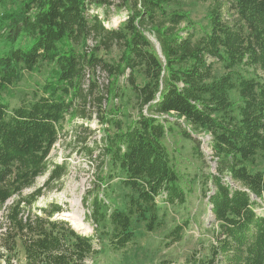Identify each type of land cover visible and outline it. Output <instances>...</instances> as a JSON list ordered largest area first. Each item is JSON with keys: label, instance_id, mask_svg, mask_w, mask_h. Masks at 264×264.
<instances>
[{"label": "trees", "instance_id": "16d2710c", "mask_svg": "<svg viewBox=\"0 0 264 264\" xmlns=\"http://www.w3.org/2000/svg\"><path fill=\"white\" fill-rule=\"evenodd\" d=\"M183 0H0V259L6 264H87L107 241L126 250L139 225L154 233L166 208L184 205L182 177L164 141L184 121V138L210 136L215 172L203 188L214 217L212 239L184 264H264V0H211L207 28ZM171 8V9H170ZM126 11L117 26L91 10ZM108 20V19H107ZM147 33L160 45V53ZM92 42L91 45L89 43ZM118 51L116 57L101 55ZM44 65L51 76L33 101L11 107L3 95ZM221 69V72L218 69ZM98 72L106 74L100 83ZM126 105L136 110L127 120ZM100 126V143L80 144L113 169L126 190L119 204L91 191L83 198L94 234L75 229L58 203L67 163H50L65 123ZM42 187L30 194L38 178ZM106 182V178L102 179ZM207 188V189H206ZM12 201L11 204L9 202ZM186 220L166 247L184 239ZM160 264H171L163 261Z\"/></svg>", "mask_w": 264, "mask_h": 264}, {"label": "rangeland", "instance_id": "374dc122", "mask_svg": "<svg viewBox=\"0 0 264 264\" xmlns=\"http://www.w3.org/2000/svg\"><path fill=\"white\" fill-rule=\"evenodd\" d=\"M211 0H183L182 9L190 11L192 20L197 23L196 35L199 37L207 28L206 14ZM171 9V8H170ZM2 8H0V15ZM91 13H98L101 19H106L108 27L117 26L124 19L126 11L111 10L110 14H105L102 9L91 10ZM1 30V29H0ZM151 41L157 48L155 37L147 33ZM92 42L89 43L91 45ZM4 44L0 43V48ZM101 55L105 58L116 57L118 51ZM219 72L221 69L219 67ZM51 76V67L44 65L35 72L26 73L22 82L13 86L3 95L4 101L11 107H18L34 100L41 85ZM100 83L106 82V74L98 72ZM125 112L127 120L136 117V110L126 105ZM164 118L170 122H164L167 127H172L173 132H169L165 138V145L171 153L177 170L182 177V186L187 193V201L184 205H177L166 208L167 219L163 229L147 233L141 225L136 229L134 242L121 253H114L109 248L107 241L97 243L98 254L92 256L87 264H160L168 261L171 264H184L185 259L195 250L208 244L212 239V225L214 217L210 212L208 197L205 196L203 181L210 172H215L213 153L210 148V136L199 134L194 136L200 140L201 153L197 151V143L182 136L181 130L186 127L183 120L165 115ZM81 120L73 123H65L63 131L60 132L59 142L55 145L50 154V163H67L68 173L62 180V184L57 189L45 190V194L38 201L39 207H45L48 203H58L65 212L64 218L74 227L84 234H94V224L89 221L87 208L83 205V198L91 191L93 195L104 197L107 192L111 201L119 204L125 189L120 184L119 178H111L113 169L109 163L103 166V156H100V146H97L94 155L90 158L80 144L81 139H86L87 145L94 147L96 141L100 143L102 133L96 121L87 124L92 132L83 128ZM264 165V163H262ZM106 178V182L102 179ZM48 175L38 178L35 186L28 189L25 194H30L37 188L42 187ZM207 189V188H206ZM256 208L259 214L264 215V201ZM12 201L9 202L11 204ZM0 213V222L2 219ZM189 220V226L185 228L184 239L178 243L166 247L165 235L174 227L184 221ZM73 223V224H72ZM75 228V227H74ZM0 264H6L0 259ZM13 264H18L14 261Z\"/></svg>", "mask_w": 264, "mask_h": 264}, {"label": "water", "instance_id": "95a60500", "mask_svg": "<svg viewBox=\"0 0 264 264\" xmlns=\"http://www.w3.org/2000/svg\"><path fill=\"white\" fill-rule=\"evenodd\" d=\"M157 50H158V52L160 53V45L159 44H157ZM210 212H211V208H210ZM63 217H65L64 215H63Z\"/></svg>", "mask_w": 264, "mask_h": 264}, {"label": "bare ground", "instance_id": "6f19581e", "mask_svg": "<svg viewBox=\"0 0 264 264\" xmlns=\"http://www.w3.org/2000/svg\"><path fill=\"white\" fill-rule=\"evenodd\" d=\"M72 224H73V223H72ZM74 227H75V229H78V227L76 226V224H75V226H74Z\"/></svg>", "mask_w": 264, "mask_h": 264}]
</instances>
